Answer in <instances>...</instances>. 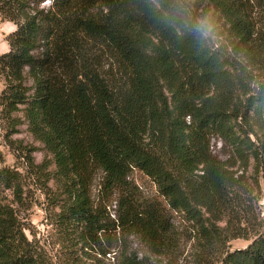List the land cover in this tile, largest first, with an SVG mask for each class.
<instances>
[{
    "label": "trees",
    "instance_id": "16d2710c",
    "mask_svg": "<svg viewBox=\"0 0 264 264\" xmlns=\"http://www.w3.org/2000/svg\"><path fill=\"white\" fill-rule=\"evenodd\" d=\"M47 1L0 0V19L16 26L9 52L0 55V109L13 120L25 107L30 132L73 192L70 216L84 224L88 238L109 228L91 201V175L100 169L112 192L139 169L173 210L197 224L199 264L212 253L210 264H264V231L245 249L226 250L224 230L207 225L198 211L224 212L236 190L211 155V134L241 157L252 152L264 172V146L256 150L238 138L232 123L238 116L229 113V94L244 71L212 49L181 0H51L41 9ZM209 2L242 44L255 34L245 0ZM213 91L219 99L209 97ZM246 107L264 127V81ZM120 222L150 253L162 255L158 226L126 205ZM23 245L0 232V264H36ZM119 264L151 263L123 253Z\"/></svg>",
    "mask_w": 264,
    "mask_h": 264
},
{
    "label": "rangeland",
    "instance_id": "374dc122",
    "mask_svg": "<svg viewBox=\"0 0 264 264\" xmlns=\"http://www.w3.org/2000/svg\"><path fill=\"white\" fill-rule=\"evenodd\" d=\"M181 1L212 49L228 57L233 68L244 71L241 82H234L229 94V113L238 116L232 122L236 136L251 148L261 149L264 127L246 104L264 81V0H245L246 17L256 30L244 44L209 0ZM50 6L47 1L40 8L48 10ZM15 30L13 23L0 19V55L9 52L7 38ZM26 85L31 87L32 81ZM3 90L0 79V95ZM209 97L219 99L220 95L213 91ZM12 119L0 109V232L24 244V254L36 264H119L123 253L137 255L151 264H199L197 224L183 212L173 210L156 182L139 169L131 171L125 188L112 192L105 188V175L100 169L91 175V201L94 209L101 212L104 228H109L99 232L97 238H88L84 224L70 216L73 192L61 180L54 156L30 132L25 107H20ZM209 141L211 155L234 178L236 190L224 212L211 214L202 208L198 211L204 222L209 221L207 225L224 230V249H245L264 231V172L252 152L239 156L219 135L211 134ZM202 174L201 170L196 172ZM125 205L159 227L166 245L162 255L150 253L132 231L120 226ZM216 257L212 253L206 264L216 263Z\"/></svg>",
    "mask_w": 264,
    "mask_h": 264
},
{
    "label": "clouds",
    "instance_id": "9594fccd",
    "mask_svg": "<svg viewBox=\"0 0 264 264\" xmlns=\"http://www.w3.org/2000/svg\"><path fill=\"white\" fill-rule=\"evenodd\" d=\"M48 2H51V0H48Z\"/></svg>",
    "mask_w": 264,
    "mask_h": 264
}]
</instances>
